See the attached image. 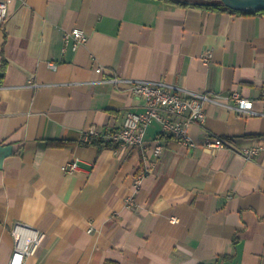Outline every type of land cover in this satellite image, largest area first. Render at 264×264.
<instances>
[{"label": "crops", "instance_id": "1", "mask_svg": "<svg viewBox=\"0 0 264 264\" xmlns=\"http://www.w3.org/2000/svg\"><path fill=\"white\" fill-rule=\"evenodd\" d=\"M9 10L0 24V264L17 223L43 233L29 264H264V150L247 159L202 146L206 131L237 148L264 144V13L167 0H14ZM74 27L88 35L75 50L64 46ZM131 80L213 94L204 124L189 127L198 145L164 135L157 120L145 147L85 142L89 126L118 128L144 109ZM235 90L254 112L232 107ZM74 159L79 169L67 174Z\"/></svg>", "mask_w": 264, "mask_h": 264}, {"label": "built area", "instance_id": "2", "mask_svg": "<svg viewBox=\"0 0 264 264\" xmlns=\"http://www.w3.org/2000/svg\"><path fill=\"white\" fill-rule=\"evenodd\" d=\"M14 0H0V24H4L10 14V4ZM88 38L87 33L74 27L64 35V46L77 49ZM211 50H206L203 54L205 61L210 60ZM96 71L106 74L102 66H98ZM112 81H121L120 78L113 76ZM129 90L138 96L145 98V106L142 111L130 112L124 124L118 128L100 129L96 125L89 126L83 133V139L87 143H92L95 137H101L111 144H124L131 147L148 145L146 133L152 121L157 120L162 124V133L168 135L190 149L197 146V142L192 137L189 127L191 124L203 125L206 119L207 103L216 101V97L207 91H183L162 81L151 80H131ZM235 102L232 107L240 112H254L253 100L241 96L235 90L230 96ZM206 137L202 142L205 149L215 151L216 149L229 148L240 152L245 158L252 159L260 151L264 150V144L237 148L232 141L226 137L218 136L206 131ZM152 142V152L158 156L164 150L161 138L156 137ZM150 146V145H149ZM79 169L78 160L68 161L63 166L67 174H73ZM147 170L137 176L136 186H141ZM134 201L129 199L128 206H132ZM28 229V230H27ZM30 227L17 223L13 228L14 249L9 264H29L28 258L35 254L43 238V233L30 231ZM23 230L30 233L26 234ZM89 231L93 230L90 226Z\"/></svg>", "mask_w": 264, "mask_h": 264}, {"label": "trees", "instance_id": "3", "mask_svg": "<svg viewBox=\"0 0 264 264\" xmlns=\"http://www.w3.org/2000/svg\"><path fill=\"white\" fill-rule=\"evenodd\" d=\"M167 1H172V2H175L177 4H180V5H185V4H189V3H193V4H196V5H199V6H202V7H207V8H216V9H229L237 14H255V13H264V11H261V12H255V13H246V12H242V11H236V10H232L230 8H227L221 0H167ZM262 95L264 97V89L262 90ZM68 143L67 141L65 140H52L50 141V144L52 145H57V146H60V145H64ZM93 144H97L99 146L102 147H108L111 145L110 142H106L103 138L101 137H95V139L93 140Z\"/></svg>", "mask_w": 264, "mask_h": 264}, {"label": "water", "instance_id": "4", "mask_svg": "<svg viewBox=\"0 0 264 264\" xmlns=\"http://www.w3.org/2000/svg\"><path fill=\"white\" fill-rule=\"evenodd\" d=\"M222 3L232 10L246 13L264 11V0H221Z\"/></svg>", "mask_w": 264, "mask_h": 264}]
</instances>
